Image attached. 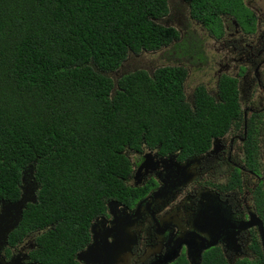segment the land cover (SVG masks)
<instances>
[{"label": "trees", "instance_id": "trees-1", "mask_svg": "<svg viewBox=\"0 0 264 264\" xmlns=\"http://www.w3.org/2000/svg\"><path fill=\"white\" fill-rule=\"evenodd\" d=\"M180 1L216 38L225 21L256 29L243 0ZM171 15L170 0H0V200L20 199L34 164L37 203L22 225L56 224L40 242L61 256L89 239L107 201L142 197L128 186L133 155L203 154L242 128L238 78L192 97L185 67L130 66L165 49L206 63L201 38L188 23L170 26ZM254 250L264 264L261 244Z\"/></svg>", "mask_w": 264, "mask_h": 264}, {"label": "flooded vegetation", "instance_id": "flooded-vegetation-1", "mask_svg": "<svg viewBox=\"0 0 264 264\" xmlns=\"http://www.w3.org/2000/svg\"><path fill=\"white\" fill-rule=\"evenodd\" d=\"M254 14L253 32H245L236 20L228 25L246 35L258 34L262 21ZM226 23L225 34L229 28ZM240 52L243 63L237 75L223 67L226 72L219 69L217 84L225 74L238 78L242 106L241 88L256 91L252 109H242V128L213 140L211 149L203 154L182 157L180 153L161 155L157 149H148L133 155L128 186L139 189L142 197L131 203L107 201L106 210L89 227V239L79 246L70 244L64 256L54 246L40 242L56 224L40 229L22 225L28 204L19 226L9 233L5 245H0V264H165L167 257H174L169 264H191L190 255L195 257L197 252L200 264H216L220 259L224 264H255L258 254L254 247L258 243L262 247L257 223L264 230V73L258 69L264 67V60L259 62L264 41L252 40ZM182 59V55L176 58L175 66L187 70L186 85L191 69L182 65ZM194 59L191 54V62ZM147 155L150 168L139 172ZM111 201L118 202L125 213L118 225L113 224L108 206ZM253 220L256 226L251 225ZM215 241L216 247L203 249ZM95 243L98 249L94 254Z\"/></svg>", "mask_w": 264, "mask_h": 264}, {"label": "rangeland", "instance_id": "rangeland-1", "mask_svg": "<svg viewBox=\"0 0 264 264\" xmlns=\"http://www.w3.org/2000/svg\"><path fill=\"white\" fill-rule=\"evenodd\" d=\"M244 2L250 7L252 11L256 13L258 18H261L262 24L260 25L261 30L259 33H255L254 35L240 33V28H234L232 24L228 25L230 21H226V28L227 25L229 27L227 28L226 34L222 38H216L211 36L209 32L202 27V25L189 20V12L182 1L170 0V5L172 6L171 16L173 17V20L169 23L170 26L180 28V24L183 26L187 25V23L190 24L189 28L191 31L196 35V37L201 38L203 42V50L205 51L206 56V63L204 65H202L201 61L197 62L195 59L191 62L190 57L183 58L181 60L182 65L189 66L191 69L190 79L185 85L186 94L189 93L190 95H193L196 87L199 84H203L215 92L217 90V75L219 73V69H221V71L224 73L226 72L224 68H231L230 74L237 75L238 68L243 63L239 58L241 53L240 51L242 50L244 52V49L248 48V44H251L252 40L260 39L264 41V0H244ZM245 31L247 33L253 32L250 30V27H246ZM165 50V55H162V53L146 54L144 57L139 58L137 63L135 61L130 66H140V68L148 70L149 73L163 66H175V64H177L175 59L179 56H177L175 53H171L172 51H170V49ZM177 53L180 54V51ZM226 58H229V62H225ZM263 60L264 55H259V62H262ZM132 61L134 60H131L130 62ZM194 61L196 62L195 66L193 65ZM245 63L246 62H244V64ZM258 69L261 73H264V67H260ZM244 87L241 88V100L243 102V107L252 109L251 106L257 102L255 99L256 91L252 92L248 88L243 90Z\"/></svg>", "mask_w": 264, "mask_h": 264}, {"label": "water", "instance_id": "water-1", "mask_svg": "<svg viewBox=\"0 0 264 264\" xmlns=\"http://www.w3.org/2000/svg\"><path fill=\"white\" fill-rule=\"evenodd\" d=\"M146 161L139 167V172L143 170V168L148 171L150 168L149 163ZM39 189V185L35 181V171H34V164H31L28 168H26L23 171L22 174V195L20 199L15 202H7V201H0L1 204V212H0V245H5L7 237L10 232L15 230L19 224L21 223L24 209L28 204H36L37 203V196L36 193ZM110 213L114 217L115 221L113 224L118 225L120 219L125 216V213H123V210L120 209V204L115 201H111L109 204ZM252 226H256L255 221L253 220ZM257 225L260 228V234H261V241H262V247L264 249V230L263 227L257 223ZM94 231V228H93ZM218 242H210L207 246H205L203 249H210L213 247H216ZM94 254L98 249L97 243L93 246ZM199 255L200 252H197V255L194 257L193 255H190L191 264H200L199 261ZM97 258V257H96ZM174 257H171L170 259L167 257L165 264H169L173 261ZM89 263V262H86Z\"/></svg>", "mask_w": 264, "mask_h": 264}]
</instances>
